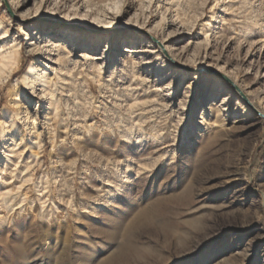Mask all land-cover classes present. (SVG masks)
<instances>
[{
	"label": "rangeland",
	"instance_id": "rangeland-1",
	"mask_svg": "<svg viewBox=\"0 0 264 264\" xmlns=\"http://www.w3.org/2000/svg\"><path fill=\"white\" fill-rule=\"evenodd\" d=\"M20 2L0 0V264H264V0Z\"/></svg>",
	"mask_w": 264,
	"mask_h": 264
},
{
	"label": "bare ground",
	"instance_id": "bare-ground-1",
	"mask_svg": "<svg viewBox=\"0 0 264 264\" xmlns=\"http://www.w3.org/2000/svg\"><path fill=\"white\" fill-rule=\"evenodd\" d=\"M9 5L11 6V7H20V6H24L23 5V3H21L20 2V0H11V3H9ZM22 12H21V16H26V17H28L30 14H29V11H26V9H23V10H21ZM154 28H150V29H148L149 30V32L150 33H153L154 32V30H153ZM113 36V35H112ZM100 38V36H97L96 37V40H98ZM168 38V37H167ZM53 38L52 37H50V36H45L44 37V40H47V42H45V43H47V45H46V50L47 51H52V50H55V51H58L59 49H60V45L59 44H57V43H55L54 41H52L51 42V40H52ZM100 41V40H99ZM159 48L161 47V48H163V49H165L167 52H168V54L170 55V56H175L176 57V47H174V46H172V45H169L168 44V40H166L165 38H160L159 39ZM125 50V49H124ZM87 51V50H86ZM108 51H109V46L107 45L106 47H105V50H104V53H108ZM16 52V51H15ZM129 52H132V50H130ZM58 54V53H57ZM103 57H105V55H101V56H98V57H95L94 59L95 60H97V59H102ZM82 58L83 59H89V58H91L90 57V55H89V53H85L83 56H82ZM178 61H179V59H178ZM55 62V61H54ZM98 62H94V64H97ZM98 65H100V64H98ZM192 68V67H191ZM34 70H35V67H34V63H32L30 66H29V68H28V70L25 72V77H24V79H25V81L27 82V85H33V74H34ZM227 73V72H226ZM228 74V73H227ZM226 74V75H227ZM228 76H229V79L231 80L230 82H232V83H235L236 82V80H235V78L232 76V75H230V74H228ZM229 81V80H228ZM35 83V82H34ZM186 96L187 95H189L188 93H186L185 94ZM230 97H228L227 98V100L229 99ZM245 103L247 104V106L248 107H250V108H252V107H255L256 106V101L254 100V99H251V98H248V100L246 99L245 100ZM243 104V103H242ZM239 105V104H238ZM262 113H264V112H262ZM4 132L2 131V133H1V135H0V138L1 139H4L5 138V135L3 134ZM167 198V197H166ZM169 198H171V197H169ZM168 198V199H169ZM168 199H166L167 200V202L166 203H168ZM169 201H173V200H169ZM156 207L155 206H149L148 208H146L144 211H142V212H140V214H139V216H138V218L137 219H135V221L136 220H143V221H149V220H151L152 218H153V216H154V214L156 213ZM162 210V212H163V209H161ZM158 211V210H157ZM157 215V214H156ZM158 216V215H157ZM136 218V217H135ZM135 221H133V224H135L136 222ZM131 223V222H130ZM137 224H138V222H137ZM118 225V224H117ZM130 225V224H129ZM132 225V224H131ZM139 225V224H138ZM160 225L163 227V229H165L166 231L168 230V225H167V222L166 221H163L162 222V224L160 223ZM118 227V226H117ZM130 227V226H129ZM128 227V228H129ZM124 228H127V227H124ZM127 228V229H128ZM128 231V230H127ZM118 233V232H117ZM116 235V234H115ZM135 247L136 246H133V249L135 250ZM138 255V254H137ZM125 258V256L123 255V254H117V255H114V256H111V257H108V258H106L105 257V259L102 261V264H115V263H117L118 261H120V260H123ZM128 258V257H127ZM93 262V261H92ZM91 262V263H92ZM99 263V262H98Z\"/></svg>",
	"mask_w": 264,
	"mask_h": 264
},
{
	"label": "water",
	"instance_id": "water-1",
	"mask_svg": "<svg viewBox=\"0 0 264 264\" xmlns=\"http://www.w3.org/2000/svg\"><path fill=\"white\" fill-rule=\"evenodd\" d=\"M220 75H222V74H220ZM226 80H229V81H231L230 79H229V77L228 76H226V75H222ZM247 100H248V98H246ZM252 109H254L260 116H262V117H264V113H262L261 111H259L256 107H252Z\"/></svg>",
	"mask_w": 264,
	"mask_h": 264
}]
</instances>
